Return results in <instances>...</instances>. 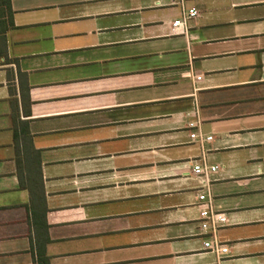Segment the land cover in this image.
I'll list each match as a JSON object with an SVG mask.
<instances>
[{
	"label": "crops",
	"instance_id": "1",
	"mask_svg": "<svg viewBox=\"0 0 264 264\" xmlns=\"http://www.w3.org/2000/svg\"><path fill=\"white\" fill-rule=\"evenodd\" d=\"M10 7L0 264H217L202 193L226 218L222 264H264V0Z\"/></svg>",
	"mask_w": 264,
	"mask_h": 264
},
{
	"label": "built area",
	"instance_id": "2",
	"mask_svg": "<svg viewBox=\"0 0 264 264\" xmlns=\"http://www.w3.org/2000/svg\"><path fill=\"white\" fill-rule=\"evenodd\" d=\"M171 5L174 6H182L184 0H169ZM198 17V12L195 9H189L187 11H183L182 18L175 20L172 23V28L186 27L187 21L192 20ZM193 127V124L190 125ZM190 138L194 141L202 144L204 141H210L212 137L204 138L203 135L199 134H190ZM218 169L217 166L208 165L204 160L200 163H196L193 166L192 174L194 177H201L207 180V177L210 173L216 172ZM198 201L207 204V209H204L200 212L199 219V227L202 234L209 235V239H206L202 242L203 249L206 251H210L214 253L217 257V264H222V258L229 256V248L226 245L221 244L217 240V233L219 227L226 222V218L223 214H218L213 211L211 206L210 198L208 194L202 193L198 196Z\"/></svg>",
	"mask_w": 264,
	"mask_h": 264
},
{
	"label": "trees",
	"instance_id": "3",
	"mask_svg": "<svg viewBox=\"0 0 264 264\" xmlns=\"http://www.w3.org/2000/svg\"><path fill=\"white\" fill-rule=\"evenodd\" d=\"M7 21L9 23V26L7 27H13L10 0H0V22H2L3 24L4 22Z\"/></svg>",
	"mask_w": 264,
	"mask_h": 264
}]
</instances>
